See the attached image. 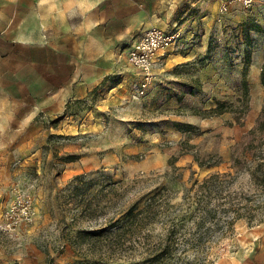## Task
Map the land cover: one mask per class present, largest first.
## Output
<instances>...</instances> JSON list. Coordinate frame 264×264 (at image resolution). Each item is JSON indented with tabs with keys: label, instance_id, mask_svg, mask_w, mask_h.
Wrapping results in <instances>:
<instances>
[{
	"label": "rangeland",
	"instance_id": "rangeland-1",
	"mask_svg": "<svg viewBox=\"0 0 264 264\" xmlns=\"http://www.w3.org/2000/svg\"><path fill=\"white\" fill-rule=\"evenodd\" d=\"M225 2L148 0L140 10L124 0L117 8L121 14H113V6L87 8L85 17L96 19L95 24L90 23L93 27L89 34L100 32L104 25L100 18L108 11L117 17V23L111 25L114 31L128 29L142 34L153 27L179 31L182 46L168 55L186 53L191 58V50L198 54L196 59L176 67L172 66L174 57L168 60V55L157 64L154 70L164 69L161 74L167 92H162L153 109L144 110L142 96L135 95L142 76L127 63L126 53L134 42L130 33L105 40L106 54L97 56L105 77L82 98L71 94L83 78L78 68L81 64L77 68L68 64V59L76 56L59 48L55 55L42 48L24 50L23 109L0 119V255L31 256L36 248L47 256L49 264L55 260L63 264H135L130 249L147 252L157 248V241L148 245L127 240L124 257L117 260L107 253L115 239L87 238L80 236V231H98L135 200L156 190L166 189L169 201L178 204L184 188L194 179L202 180L217 172L236 175L233 165L253 140L252 131L263 121L264 86L252 59L264 56V0H255L249 8L234 2L224 11ZM29 7L25 4L22 14L29 23H36L42 8L39 15L36 5V16L28 13ZM55 21L58 23L56 17ZM30 58L36 63L28 64ZM48 59H55L56 70L47 65ZM204 69H209L208 81L196 86L202 99L186 102L181 96L182 102L171 105V91L189 88L193 82L188 74ZM32 87L38 97H31ZM219 104L216 114L213 109ZM37 105L38 109L32 108ZM215 116L222 118V127L227 131L194 132L196 139L202 137L198 143L181 139L176 130L170 133L167 127L185 131L183 122ZM144 143L151 146L129 152L131 147ZM153 146L157 148L151 153L148 149ZM153 152H161L166 159L146 169L143 161ZM94 153L101 159L108 156L107 161L90 168L89 157ZM111 158L113 162L108 161ZM199 162L212 167L201 168ZM77 175H83L91 184V195L108 193L113 198L107 205L102 202L105 208L95 206L91 219L82 218L84 208L75 206L70 198V183ZM237 179L234 189L247 186V173ZM26 208L36 212L33 222L26 220ZM161 232L158 226L154 235ZM176 248L174 264H264V222L250 225L239 220L232 232L221 238L215 235L198 259Z\"/></svg>",
	"mask_w": 264,
	"mask_h": 264
},
{
	"label": "crops",
	"instance_id": "crops-1",
	"mask_svg": "<svg viewBox=\"0 0 264 264\" xmlns=\"http://www.w3.org/2000/svg\"><path fill=\"white\" fill-rule=\"evenodd\" d=\"M121 1L124 0H0V119L12 117V113H17L23 109L25 90L23 59L24 50L26 48H29L32 51L34 49L42 48L47 53L53 55H55L56 49L59 48L62 51L76 56L68 59V64H71L74 68H77V64H81L78 68L83 72V78L79 80L71 92L75 98L87 96L92 89L101 83L105 77V71L103 70L101 61L97 56L106 54V47L104 45L105 40L119 39L121 36L126 37L130 33L131 40L135 41L148 30L142 32V34L135 32V30L130 32L128 29L114 31L111 25L117 23V17H112L108 11H105L100 18L104 23V25L100 27V32L97 35L92 33L89 34V32H92L91 29L93 27L90 23L95 24L96 19L88 15L85 17L87 14V8L89 6L98 7L104 5L106 9L114 7L116 10L113 14H121L122 11L120 9L117 10ZM126 1L133 3V5L139 7L140 10L148 4V0ZM25 4L30 6L28 13L35 14L36 16L38 13L40 15V8H42V14L37 16L36 23L33 20L29 23L28 19L22 14L25 11ZM36 5L39 6L38 13L36 12ZM55 17L58 19V23L55 21ZM98 19L97 23L100 21ZM44 24L47 25L45 30H43ZM57 24L58 30H56ZM37 32H39V35H36ZM181 46L182 44L178 49H180ZM191 53V58L188 54L186 55V53L171 54L168 55V60L173 56L174 62L172 66L176 67L182 63H188L197 58L198 54H196L195 50H193V52L191 50ZM126 54L128 55V52ZM177 57H182L183 60H175ZM36 61L37 60L30 58L27 63L33 65ZM252 63L254 68L256 67L258 73L259 70L261 72L264 63V56L257 58L253 57ZM47 65L52 70H56L55 59H48ZM165 68H169V65H166ZM163 70L164 69L154 70L155 78L152 81L153 83H151L144 96L140 97V99L142 98L144 110L155 108L162 92H167L165 91L166 83L163 79L164 75L161 74V71ZM194 70L195 69L193 68V72ZM208 70L209 69H204L197 73L188 74L192 79L193 85L180 91L176 89L173 92L171 91L169 103L174 105V103L182 102L181 96L187 100L186 102L190 101V98L202 99L203 96H201V91L196 89V86L198 87L201 84L204 85V83H207ZM30 89L31 97H38L35 88L32 87ZM35 101L38 102L37 99ZM32 108L38 109L39 107L37 105ZM8 112L11 114L9 115ZM183 123H185V125H183V127L186 128L185 131H178L175 126L172 125L167 127L170 133L175 134L176 130L181 139H190L191 143H198L202 139V137L196 139L194 132L210 131L215 133L219 131H227L226 128L222 127V118L216 116L204 117L197 122L191 121ZM143 124L144 123H133L135 126H143ZM155 130H157V127H155ZM149 145V143L135 145L131 147L129 152H137L140 148ZM155 148L157 147L153 146L148 150L152 153V151H155ZM153 153L154 154L148 156L147 159L143 161L142 165L146 169H150L157 163L162 162L163 159H166V156L160 154L161 152ZM107 157L108 156L101 159L97 157V153H94L89 157L88 165L90 168H97L107 161ZM108 161L113 162L114 158H111ZM0 264L49 263L47 256L34 248L31 256H25V254H23L21 256H11L9 258L0 255ZM54 264H63V262L62 260H55Z\"/></svg>",
	"mask_w": 264,
	"mask_h": 264
},
{
	"label": "trees",
	"instance_id": "trees-1",
	"mask_svg": "<svg viewBox=\"0 0 264 264\" xmlns=\"http://www.w3.org/2000/svg\"><path fill=\"white\" fill-rule=\"evenodd\" d=\"M261 82L264 86V63ZM245 85L247 90L246 80ZM219 108L220 104L213 111L218 114ZM261 118L263 121L259 127L252 131L253 140L233 165L237 170L235 176L217 172L202 180L194 179L189 187L184 188L178 204L169 201L166 189L156 190L135 200L118 217L107 220L98 231H80V236L105 238L108 241L115 239L114 244L108 246L107 253L117 260L123 259V247L127 240L148 245L157 241V248L147 252L139 253L140 250L131 248L132 261L135 264H174L178 257V246L182 248L183 254L191 252L197 258L215 235L221 238L232 232L239 220H245L250 225L263 223L264 105ZM199 166L212 167L204 162H199ZM243 173H247V188L241 186L243 188L237 191L233 183ZM90 186L83 175L75 176L70 183L73 189L71 201H74L75 206L84 208L81 217L87 219L95 216V206L105 208L101 206L102 202L107 205L113 200L108 197V193L91 195ZM103 198L106 202L102 201ZM158 226H161L162 232L155 236L154 231Z\"/></svg>",
	"mask_w": 264,
	"mask_h": 264
},
{
	"label": "built area",
	"instance_id": "built-area-1",
	"mask_svg": "<svg viewBox=\"0 0 264 264\" xmlns=\"http://www.w3.org/2000/svg\"><path fill=\"white\" fill-rule=\"evenodd\" d=\"M238 2L244 8L251 7L255 0H227L222 4V10ZM182 44L179 31L169 32L163 28L153 27L133 42L128 51L127 63L140 76L141 82L136 85L135 95L143 96L154 79V68L159 62L166 59L170 51H174ZM35 214L31 208H26V220L33 222ZM3 229V228H0Z\"/></svg>",
	"mask_w": 264,
	"mask_h": 264
}]
</instances>
